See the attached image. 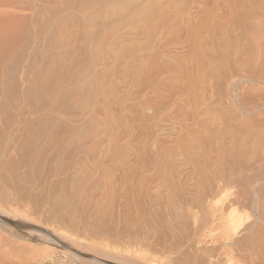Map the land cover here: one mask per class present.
Segmentation results:
<instances>
[{
  "label": "rangeland",
  "instance_id": "obj_1",
  "mask_svg": "<svg viewBox=\"0 0 264 264\" xmlns=\"http://www.w3.org/2000/svg\"><path fill=\"white\" fill-rule=\"evenodd\" d=\"M76 1L0 0V207L17 215L15 219L5 218L30 227L39 226L45 233L51 228L65 232L71 238L82 240L84 249L102 250L105 244L120 252L137 249L148 259L155 257L168 264L176 255L166 250L169 245L173 248L174 244L182 243L184 238L179 236L184 237L185 233L181 235V229V232L176 231L188 221L183 217L184 223L182 217L171 212L165 214L152 205L158 211L155 212L149 206L152 198L147 194L144 200L149 204L145 203L144 207L141 203L142 210L137 214L140 217L134 215L137 212L132 204L130 218L125 220L124 185L127 186L128 179L130 183L135 173L137 182L133 179L129 188L134 183L139 185L153 173V168L157 167L153 161L157 159L160 140L203 143V140L254 139L251 126L256 125L264 132V109L251 108L264 101L261 93L264 89L243 80L245 75H241L252 66L248 61V66L246 62L243 67L237 66L244 71L233 68V64L222 76L203 73V14L199 20L194 11L203 0L190 5L192 17L181 11L168 22L161 21L162 16L146 17L143 23L128 19L120 23L118 20L116 23L107 21L109 27L105 22L102 32L105 46L101 43L97 46L98 40L97 45H91L94 41L91 34L96 33L95 29L91 30L92 26L84 20L87 19L84 17L87 14L82 12L85 0ZM89 32L92 33L89 35ZM115 34L118 38L109 45ZM258 87H262L261 91ZM203 94L209 108H204ZM218 94L223 95L219 96L224 100V111L215 105ZM191 96L198 103H188ZM235 121L242 127L238 126L236 132L240 131V134L235 132L237 136L229 132L228 126ZM225 132H229L230 137ZM127 140H131L130 147L135 148L133 157L136 159L128 179L125 177L128 172L125 173L123 167ZM202 146L193 149L196 151L192 154L195 158L193 170L197 173L203 171ZM170 151L172 156L170 154L169 158H179L168 159L171 167L161 165L166 177L189 166V160L178 146ZM153 152L157 156L154 157ZM136 154L142 155L139 162ZM134 163L142 165L135 167ZM136 169L144 173L141 174L144 179L141 180ZM191 225L188 230H194ZM41 237L7 223L1 216L0 264H96L94 261L110 259L106 253L104 257V254L100 256L101 253L84 249L82 251L87 255L82 252V256L96 255L91 258L92 262L73 257L69 255L67 245L77 247L79 243L65 238L66 244L49 251L50 254L53 252L50 256L51 246ZM45 246L47 249L43 254Z\"/></svg>",
  "mask_w": 264,
  "mask_h": 264
},
{
  "label": "bare ground",
  "instance_id": "obj_2",
  "mask_svg": "<svg viewBox=\"0 0 264 264\" xmlns=\"http://www.w3.org/2000/svg\"><path fill=\"white\" fill-rule=\"evenodd\" d=\"M195 1L197 0H85L83 2V6H85L84 10H83V7L81 8L83 10L82 12H85V14H87L84 16V17L87 16L86 17L87 19L84 18V20L87 21L88 23L86 24L87 25L90 24V26H92L91 30L94 28L95 29L94 32H96V33L91 34V39L94 40L92 41L93 43H91V45L92 44L97 45L96 42L98 40L97 46H99V43L105 46L106 40L102 32L105 31L104 28H105V24L107 23V21L110 23L111 22L116 23L117 20H118L117 22L123 21V20L124 22L125 21L127 22V19H128L130 21L133 20L136 23L139 21L140 23V21H142L143 19L144 21H146L145 20L146 17H149V16H150V19H152L151 17H154V16H160V18L162 16L161 21L167 20L168 22V20L171 21L172 19H174L173 18L174 16H179L182 12L191 15L189 13L191 12L189 7L190 5H193ZM201 3L203 4L197 5L194 11H195L197 19L199 20H201V16L203 14V19H202L203 21V24H202L203 25V73L209 72L208 73L209 75L211 73V75L212 76L215 75V77H217L216 75L222 76V75L227 74L225 73L227 67H230L233 64H235V67L233 66V68L242 70L243 68H239L237 66H242L243 64L245 65V62L248 61V63L249 62L252 63V66L245 71L242 70L245 72L244 74L241 75L242 77H244L245 75V78H243V80L248 81L249 83H251L250 85H253V86L254 85L258 86L256 84H259L263 88L258 87V89L260 88V91H261V88H262L263 90L264 89V0H203V2L201 1ZM139 6L140 7L143 6L141 7V9L143 8V10H140ZM187 9H188V12H187ZM163 15H167V17ZM165 17L167 19H165ZM168 17L170 18L168 19ZM191 17L188 16L187 18H191ZM141 23H143V21ZM107 24L108 26L106 27H109V23ZM164 25H167V23L166 24L164 23ZM92 32H89V35ZM1 34H3V32H1ZM101 34H102V37H101ZM115 37L118 38L116 34L111 37L112 39L110 40L109 45H111L112 43H115L114 41L117 39ZM248 63L246 62L247 66H248ZM82 71L83 70H81V72ZM241 76L239 75V77ZM192 91L194 92L193 89ZM188 92H191V90H189ZM261 93L264 94V92H261ZM243 94L245 95V93ZM219 95L220 94H218V97H217L218 100L214 98L217 101L215 102L216 103L215 105H217L220 108V110L221 109L223 110L225 107L224 100L222 97H220L222 94L220 96ZM201 98H198L200 103H201V100H200ZM185 100H186V97H185ZM187 100H189L188 103H190L191 105L198 103L197 99L194 96H191L190 99H187ZM202 101H203V105H205L206 98L204 94H203ZM229 102L232 103L233 105V102H231V100ZM187 107H189V105L186 106V108ZM204 108H209V106L205 105ZM260 108L264 109V101L259 105H254V107H252L251 109L258 110ZM203 110H206V109H203ZM220 110L218 111L220 112ZM243 111L247 112L245 108H243ZM230 118L229 120L231 121ZM238 124L239 122L237 121L232 122L231 124H228L230 128L229 132L231 134H235V132L238 131V126H239ZM239 128H242L241 125L239 126ZM251 128L253 129L252 134L254 136V139L252 137V140H237V139L231 140L229 138L230 140H203V143H200V142L198 143L196 142L197 140H160L159 143L157 144V146H159V152L157 154L158 156L155 155V152H153L154 157L157 156V159L155 158V160L153 157V160H154L153 162L155 163L156 161V164H157V167L155 166L156 167L155 170L153 168L154 174L153 173L151 174L152 172L151 171L149 173V175L150 174L151 175L149 176L147 173L149 177L147 176L148 178L146 180H142L144 179V177H142L144 173H141L142 171V169L140 168L141 163L139 164L137 163L140 166L139 170L141 169V171L137 169L135 171H139L140 172L139 175L141 174L143 175L139 176L141 177V180H142L139 183L140 178L138 179L139 185H137L136 183L133 184V185L136 184L135 188L138 186L136 189L134 188L133 185L132 186L130 185L131 186L130 188L133 187L135 189V190L133 189L135 193H133L134 191L132 190L133 191L132 192L130 188L128 187L131 181L134 182L133 179H135V181L137 182L136 177L134 178V176H136L135 174H137L135 173V171L133 172L135 173L133 176V179H131L132 177L131 175H129L130 171L133 170L132 168H134L133 167L134 165L132 164L133 160H136L133 157V149L135 148L132 149V147H130L132 144L130 142L131 140L126 141V145L124 148L125 149L124 150L125 159L123 160L124 161L123 167L126 169L125 173L127 171L128 172L127 175L129 176V177L128 176H125V177H127V179L131 177L130 178L131 181L129 183V179L128 180L126 179L128 183H127V186H125L126 185L125 183L127 181H125L124 179L125 183L123 184H125L124 187H126V189H125V193L123 194L124 196L121 194L122 197H124L123 199L125 200V202L123 200L124 202L123 204H125V207H126L125 209L127 210L125 212L126 216H124L126 217L125 220L127 218H130V209H132L133 206L135 207L134 209L135 211L132 210V213L133 211L137 212L134 215L140 217V214L139 215L137 214L140 213L142 210L141 203H143L142 206L144 207H145V203L147 204V206L149 204L148 200H144L147 194L152 198V200H150L151 205L149 204L150 207L154 205L156 209L160 211L161 210L164 211L165 214L169 212H171L172 214L174 213V216L177 215V217L179 218L182 217L181 219L183 222L185 220L183 217H185L186 221H188L186 225L193 224L191 226H194V230L193 229L188 230V229H191V228H187L189 227L188 225L187 226L184 225L185 227L184 226L179 227L178 222L176 221L177 224L176 223L175 224L179 227V229L176 232H179L181 229V231H183V233L180 231L181 235L185 233L184 234L185 236L184 237L183 235L179 236L181 238H184L182 239V243H179L176 245L174 244L173 245L174 247L172 246L173 248H169L171 247L169 245L166 251L168 252L169 250H171L172 251L171 253L176 255V257L171 255L173 256V258H170L172 259V262L171 260H169L170 263L168 264H264V134H262L263 137L260 135V133L263 132L262 131L263 129L261 130L260 128V131H259L258 129L259 127H257L256 125L253 127L251 126ZM205 131L207 133V130ZM229 132H225V134L230 137ZM236 133L240 134V131ZM242 134L243 133H241V136ZM202 144H203L202 146L203 147V169H202L203 171L201 173H197L195 170H193V167L195 165V158L193 155L195 154L194 152L196 151V150L193 151V149H196L197 146H201ZM175 146L176 147L178 146V148H180V151L182 152L181 154H184L186 156L185 157L183 155V157L189 160L188 161L189 166L187 168H190V169L187 170V168H179L175 172L173 171V174L167 175L166 177L164 176L166 175L165 173H163L164 175L162 174V171H165L163 170L165 168L162 169L161 165L169 166L168 159L173 160L177 158L175 157L176 153L173 156L175 158H172V159L171 157L169 158L171 154L170 150H172V148H174ZM155 150L156 149H154V151ZM157 151H158V147H157ZM139 152L137 153L139 154ZM140 155L139 156L134 155L135 158H139V160L137 159L138 160L137 162H139L140 159L142 160ZM154 163L152 164L154 165ZM174 163H177V162L174 161ZM137 164L135 167H138ZM171 165L172 163L170 164L169 167H171ZM167 171L166 173H168ZM145 173H146V169H145ZM74 179L75 178H73V180ZM76 180L78 181V179ZM122 192H124V190H122ZM141 200H144V201L141 202ZM132 204L134 205L132 206ZM154 207L152 208L154 209ZM70 208L71 207H69V210ZM79 209H80V206H79ZM156 209H154L155 212L157 211ZM1 216L4 218L8 217L11 219H15L16 218L15 216L17 215L14 212L12 213L0 207V218ZM166 216H169V215L167 214ZM133 217L131 216V218ZM136 218L134 220H136ZM181 219H178V221H180L182 224L180 222L179 223L183 225V222L181 221ZM146 221H149L148 218L146 219ZM143 222H144V219H143ZM24 229L26 230V232L39 234L40 236L45 238L46 241L48 240L51 246V249L48 250V252L51 251L52 249L56 250L60 246H63V244L65 243L64 240L69 239V241L79 243L77 247L73 246L72 244L67 245L69 246V249H70L69 255L73 257L84 258L88 261H91L93 260L91 258L96 256L94 255L96 254V252L99 253V255L101 253L100 256L104 254L103 255L104 257H105V253L109 255L108 258H110L111 260L110 259L109 260L100 259L101 257L99 258L97 256L100 260L94 261V263L96 264H104L102 261H108L113 264H123V263L125 264L127 263L128 264L130 263L131 264H143V263L144 264H163L164 263V262L162 263V262L155 260V257L154 259L153 257H151V259H148L147 258L148 256L145 253H141V251L137 249L136 250L129 249L130 251L125 250L124 252H120L121 250L113 248V247H109L107 246V244H105L106 245L105 248L103 249L101 248L102 250H98V248H94V247H91L89 249H84L82 240L78 241L76 238H71L70 236H68L67 233L65 234V232L63 233L61 231H56L52 228L47 230L46 233L43 232L44 229L36 225L34 227L25 226ZM46 244H47L46 246L49 247L48 243ZM46 246L43 247V250L45 248L47 249ZM82 249L88 250L94 254L89 255V256H82L83 254L82 255L80 254L82 252L84 253V255H87V253L82 251ZM44 253H45V250L43 254ZM50 253L51 252H49V254ZM52 254H50V256ZM79 254L81 255V257L79 256ZM48 255L46 257H48ZM80 260L82 261V259Z\"/></svg>",
  "mask_w": 264,
  "mask_h": 264
},
{
  "label": "water",
  "instance_id": "obj_3",
  "mask_svg": "<svg viewBox=\"0 0 264 264\" xmlns=\"http://www.w3.org/2000/svg\"><path fill=\"white\" fill-rule=\"evenodd\" d=\"M2 219L5 220L7 223H9V224H11V225H13V226H15V227H17V228H25V226H26V225H24V224H20V223H18V222L12 221V220H10V219H8V218H4V217H2Z\"/></svg>",
  "mask_w": 264,
  "mask_h": 264
}]
</instances>
